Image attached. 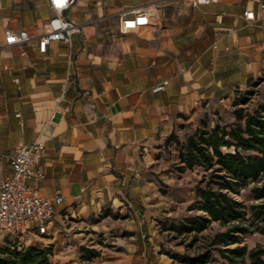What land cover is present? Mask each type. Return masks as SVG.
<instances>
[{
  "label": "crops",
  "instance_id": "0c3cea01",
  "mask_svg": "<svg viewBox=\"0 0 264 264\" xmlns=\"http://www.w3.org/2000/svg\"><path fill=\"white\" fill-rule=\"evenodd\" d=\"M139 11L148 23L126 27ZM53 15L48 0H0V182L17 145L42 140L44 177L27 183L62 196L26 245H51V264H80L82 246L99 251L85 264H177L160 231L182 174L165 139L183 141L264 74V7L76 0L64 15L79 31L41 52L35 36ZM7 30L32 38L6 44Z\"/></svg>",
  "mask_w": 264,
  "mask_h": 264
},
{
  "label": "trees",
  "instance_id": "16d2710c",
  "mask_svg": "<svg viewBox=\"0 0 264 264\" xmlns=\"http://www.w3.org/2000/svg\"><path fill=\"white\" fill-rule=\"evenodd\" d=\"M263 80L264 76L251 79L246 89H236L231 102L232 121L222 122L218 118L210 125L204 118L183 141L173 132L165 139V144L173 141L176 145L178 159L173 163L176 171L183 173L195 167L202 170L194 186L195 199L186 207L191 213L177 221L160 222L161 233L169 232L171 238L179 239V244L186 250L200 240L207 242L202 250L198 248L192 254L167 250L166 253L178 263L207 264L211 261V251L216 250L225 264H246V260L249 264H264V245L248 248L246 244H240L244 234H264V99L248 110V104ZM250 182L256 202L247 204L238 199V195ZM213 222L224 229L202 237V232ZM80 250V264L99 254L91 247L82 246ZM52 253L51 245H29L21 249L1 247L0 264H51Z\"/></svg>",
  "mask_w": 264,
  "mask_h": 264
},
{
  "label": "built area",
  "instance_id": "2783aa9c",
  "mask_svg": "<svg viewBox=\"0 0 264 264\" xmlns=\"http://www.w3.org/2000/svg\"><path fill=\"white\" fill-rule=\"evenodd\" d=\"M75 1L48 0L54 15L44 23L42 32L35 36L39 51H46L47 45L53 41L69 42L72 35L79 31L80 25L64 15ZM210 1L193 0V3ZM259 2L261 7H264V0ZM244 15L247 19L254 17L252 10H246ZM147 23V14L139 11L132 19L126 21V27L134 28ZM31 38L25 30L18 33L5 31L6 44L24 43ZM44 151L45 144L42 140L18 144L10 159L12 172L0 182V239L7 241L10 249L26 247V241L34 232L46 233L55 207L62 201L61 195L48 198L33 192L27 183L29 178L44 177L41 163ZM69 247L71 245H67V248Z\"/></svg>",
  "mask_w": 264,
  "mask_h": 264
},
{
  "label": "rangeland",
  "instance_id": "374dc122",
  "mask_svg": "<svg viewBox=\"0 0 264 264\" xmlns=\"http://www.w3.org/2000/svg\"><path fill=\"white\" fill-rule=\"evenodd\" d=\"M262 76L264 74L262 73ZM259 78V77H257ZM257 78H252V80H255ZM258 91L257 94L252 98L250 103L248 104V110H252L255 106H257L260 102L264 99V80L262 83L257 87ZM215 112V111H214ZM210 112V114L207 116L210 125H213L215 121L218 118H221V121H227L230 122L233 120V114H232V107L229 103H227L225 106L220 107L218 110V113ZM247 155L254 156V152H245ZM202 174V170L199 167H195L194 169H188L182 174H176L177 177L175 178V184L173 185V191L174 195L176 196V199L178 201H175L172 206L170 207L172 216L169 217L168 220L177 221L181 219L183 216L190 214L191 212H188L186 210L187 205L189 204L190 198L193 196V189L197 182V180L200 178ZM253 184L250 182L246 187H244L241 190L240 195H238V199L244 200L247 204H251L253 202H256V199L253 197L252 192L250 191V187ZM224 226L219 225L218 223H211L209 228L206 231L202 232V237H208L213 235L215 232L219 230H223ZM161 237L163 241L166 244L167 249L172 250L174 252H187V253H194L196 249L200 248L203 249V246L207 243L205 240H200L195 244V246L191 249L186 250L185 246L183 244H179V239H173L171 238V234L167 231H163L161 233ZM3 243L6 241L3 240ZM240 244H246L248 248L254 247L257 244L264 245V234L259 232L254 233H247L241 236ZM1 245V242H0ZM165 249V248H164ZM264 261V256H263ZM177 264H182L178 263ZM207 264H225L224 258H222L216 250L211 251V261ZM246 264H249V261L246 260Z\"/></svg>",
  "mask_w": 264,
  "mask_h": 264
}]
</instances>
